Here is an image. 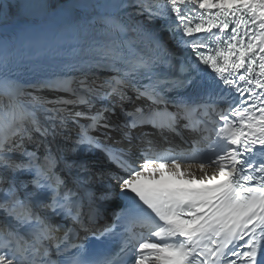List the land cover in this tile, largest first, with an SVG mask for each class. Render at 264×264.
<instances>
[{"label":"snow or ice","instance_id":"6c2138e0","mask_svg":"<svg viewBox=\"0 0 264 264\" xmlns=\"http://www.w3.org/2000/svg\"><path fill=\"white\" fill-rule=\"evenodd\" d=\"M0 264H264V0H0Z\"/></svg>","mask_w":264,"mask_h":264},{"label":"bare ground","instance_id":"6f19581e","mask_svg":"<svg viewBox=\"0 0 264 264\" xmlns=\"http://www.w3.org/2000/svg\"><path fill=\"white\" fill-rule=\"evenodd\" d=\"M6 3H12L15 5L18 0H4ZM35 3L41 2V0H33ZM49 2L66 3L68 0H49ZM35 19L37 20L36 25L33 26L30 33L24 37L21 51L27 53L28 50L31 52L41 51L43 44H54L60 42H72L80 37L99 35V25H88L86 22L78 21L74 18L73 14L68 11H58L55 15L42 14L37 10ZM27 55V54H26ZM32 55V53H31ZM30 55V56H31ZM43 95L51 96L52 93L44 90ZM63 95V93H61ZM75 110L87 111L86 108H77ZM115 119V117L113 118ZM152 131L151 129H148ZM189 133L184 131L183 135L186 136ZM74 135V133H73ZM159 141V138L157 137ZM179 140V138H175ZM31 147V146H30ZM88 159L93 162H103V156L100 153L90 154Z\"/></svg>","mask_w":264,"mask_h":264},{"label":"rangeland","instance_id":"374dc122","mask_svg":"<svg viewBox=\"0 0 264 264\" xmlns=\"http://www.w3.org/2000/svg\"><path fill=\"white\" fill-rule=\"evenodd\" d=\"M7 3V2H6Z\"/></svg>","mask_w":264,"mask_h":264}]
</instances>
